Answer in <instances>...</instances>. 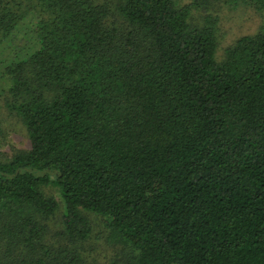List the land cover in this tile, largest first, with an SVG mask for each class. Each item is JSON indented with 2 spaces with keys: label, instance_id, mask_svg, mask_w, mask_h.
<instances>
[{
  "label": "trees",
  "instance_id": "1",
  "mask_svg": "<svg viewBox=\"0 0 264 264\" xmlns=\"http://www.w3.org/2000/svg\"><path fill=\"white\" fill-rule=\"evenodd\" d=\"M239 3L261 24L220 57ZM0 99L31 143L0 264H264V0H0ZM97 218L122 259L87 251Z\"/></svg>",
  "mask_w": 264,
  "mask_h": 264
},
{
  "label": "rangeland",
  "instance_id": "2",
  "mask_svg": "<svg viewBox=\"0 0 264 264\" xmlns=\"http://www.w3.org/2000/svg\"><path fill=\"white\" fill-rule=\"evenodd\" d=\"M178 1L184 4L191 0ZM217 16L220 29V47L218 50L220 57L226 46L242 35L257 32L261 24L260 16L247 4L239 3L237 6L223 4L217 12ZM1 103L0 99V162H5L12 157L14 149L28 150L31 143L25 125L18 117L9 114ZM46 190L59 198L58 189L55 186H49ZM94 224V234L86 246L87 251L101 263L109 262L113 258L122 259L119 246L113 244L111 234L102 228V221L97 218ZM59 229L60 223L58 221L53 232Z\"/></svg>",
  "mask_w": 264,
  "mask_h": 264
}]
</instances>
